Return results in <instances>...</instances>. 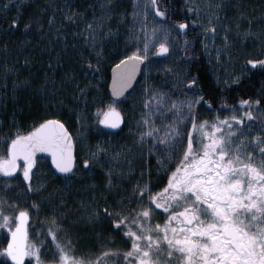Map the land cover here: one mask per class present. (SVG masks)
<instances>
[{
  "label": "rangeland",
  "instance_id": "374dc122",
  "mask_svg": "<svg viewBox=\"0 0 264 264\" xmlns=\"http://www.w3.org/2000/svg\"><path fill=\"white\" fill-rule=\"evenodd\" d=\"M183 4L217 87L263 67L264 0ZM162 47L170 56L156 60ZM181 47V31L160 17L154 0H0V162L36 128L16 120L31 96L45 120L66 126L76 152L68 176H55L47 159L38 160L30 183L22 165L12 179L0 172V264H9L5 250L20 212L30 217L27 264L264 259V227L261 235L251 227L264 217V111L246 103L209 111L191 89ZM129 57L145 66L130 96L115 102L110 71ZM112 109L124 120L117 134L100 127ZM219 188L234 198L231 215L217 202ZM181 213L197 218L195 225ZM228 220L243 236L242 255L220 236ZM211 225L218 230L204 238Z\"/></svg>",
  "mask_w": 264,
  "mask_h": 264
},
{
  "label": "water",
  "instance_id": "95a60500",
  "mask_svg": "<svg viewBox=\"0 0 264 264\" xmlns=\"http://www.w3.org/2000/svg\"><path fill=\"white\" fill-rule=\"evenodd\" d=\"M170 56L168 48H160L156 60ZM145 61L129 57L115 65L110 71L108 93L115 102L125 100L136 88ZM124 125L122 115L110 110L100 122V127L110 134L119 133ZM40 159L49 160V166L57 177L71 175L76 167V152L72 135L58 120H49L38 126L27 136L15 139L8 147V157L0 162V172L7 179L14 178L21 164L24 166L23 180L30 183L32 173ZM188 224L191 221L185 219ZM30 217L25 212L17 216V226L9 237L5 255L9 264H27V239Z\"/></svg>",
  "mask_w": 264,
  "mask_h": 264
},
{
  "label": "trees",
  "instance_id": "16d2710c",
  "mask_svg": "<svg viewBox=\"0 0 264 264\" xmlns=\"http://www.w3.org/2000/svg\"><path fill=\"white\" fill-rule=\"evenodd\" d=\"M157 13L170 25L179 28L182 34L181 61L191 77V89L201 97V102L209 111L216 113L224 112L233 107L237 102H247L253 98H259L260 103L264 105V68L259 67L238 84L223 90L214 83L210 66L206 62L201 38L194 23L193 14L184 7L183 0H154ZM28 9L25 8L20 14L21 26L28 20ZM8 26V24H6ZM183 27V28H182ZM18 29V30H19ZM14 33V31H12ZM17 38L19 32L15 33ZM13 41V39L11 40ZM123 59H118L114 65L119 64ZM26 102V103H25ZM25 105L21 114L17 115L16 120L22 129L30 125L38 127L47 120L41 110V103L37 98L25 99L20 104ZM10 112H14L11 103L8 104ZM33 109V110H32ZM8 115V119H9ZM0 150L2 147L0 145ZM0 154H3L0 152Z\"/></svg>",
  "mask_w": 264,
  "mask_h": 264
},
{
  "label": "flooded vegetation",
  "instance_id": "af4514ba",
  "mask_svg": "<svg viewBox=\"0 0 264 264\" xmlns=\"http://www.w3.org/2000/svg\"><path fill=\"white\" fill-rule=\"evenodd\" d=\"M263 68H264V65H263ZM243 103H246V105H249V104H252V105H256V109L260 110V111H264V105L260 103V99L259 98H253L247 102H237L236 104H243ZM235 104V105H236ZM204 155V154H202ZM200 160L199 161H202L204 159V157H201L199 158ZM23 167V166H22ZM238 185V184H237ZM235 189L236 188H233L231 189V191L235 192ZM216 193L218 195H221L220 198L217 199V202H219L221 205H226V212L231 215V210L234 209V206H233V199L231 201H229V198H226V190L223 189V188H219ZM103 212H107L105 209H103ZM179 217H181L183 223L185 225H187L188 227H191L193 225H195V223L197 222V218H195L192 214L191 215H188L187 213H184V214H179ZM187 219L188 221H191L190 224H188L186 222ZM256 225V226H255ZM260 226V235H261V232H262V228L264 227V217H260L258 220H255V222H253V224H251V227L256 229V227H259ZM215 229V230H218V227L216 225H211V226H207V228H204L203 230V235H204V238L207 237V234L209 233V229ZM221 238L222 239H225L227 240V242L229 243L230 247L232 248L233 251H235L238 255H242L244 254L247 249H246V245L243 243V236L242 234H239V231L236 229L235 225L231 222V220H228V222L225 224V226L223 227V230L220 234ZM260 237H257V239L259 240ZM211 246H212V250L215 251L216 250V240H212L210 242ZM212 253V252H210ZM208 263L210 264H217L216 263V260H210ZM208 263H204V264H208ZM138 264H142V263H138ZM189 264H192V263H189ZM236 264H248L247 261H243L241 263H239V261L236 263ZM255 264H264V259H260V261H257Z\"/></svg>",
  "mask_w": 264,
  "mask_h": 264
}]
</instances>
